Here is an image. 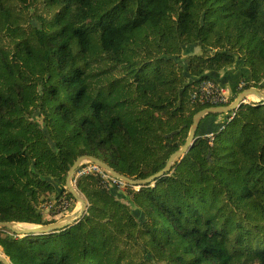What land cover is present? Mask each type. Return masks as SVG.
<instances>
[{
    "label": "trees",
    "instance_id": "trees-1",
    "mask_svg": "<svg viewBox=\"0 0 264 264\" xmlns=\"http://www.w3.org/2000/svg\"><path fill=\"white\" fill-rule=\"evenodd\" d=\"M238 59L224 104L192 100ZM250 86L264 89V0H0V221L71 212L65 177L80 155L146 178L197 111ZM209 115H224L222 129L197 128L153 182L121 190L94 171L75 177L82 163L72 178L85 213L51 233L0 228L1 253L11 264H264V103Z\"/></svg>",
    "mask_w": 264,
    "mask_h": 264
},
{
    "label": "water",
    "instance_id": "water-1",
    "mask_svg": "<svg viewBox=\"0 0 264 264\" xmlns=\"http://www.w3.org/2000/svg\"><path fill=\"white\" fill-rule=\"evenodd\" d=\"M250 96L254 97L255 100L259 102H264V92H261L258 88L254 86H250L238 92L234 97V99L226 105L209 106L197 111L192 117V122L188 129V133L183 145L169 155L164 166L161 169L147 176L146 178L136 179V180L130 179L129 177L123 174L117 173L106 163L90 155H80L76 157V159L73 161L72 165L69 167L66 173L64 187L72 195L75 201L79 203L78 215L77 213H70L69 215L62 217L61 219L55 222H50L46 224H27V223H15L13 221H0V228H6L15 235L25 236L30 234L51 233L59 229H63L64 227L69 226L73 222L77 221L85 213V210L87 208V201L85 197L76 189L73 183L74 181L72 176L76 168L84 162H91L95 164L108 176L117 178L127 185L139 186L153 182L155 179L167 173L171 169L172 165L181 158V156L187 151V149H189V147L197 139L198 135H196V131L202 117L205 114L207 113L226 114L230 111L235 110L241 104L245 103L246 97H250ZM18 225H21L22 227H17ZM0 261L3 264H11L8 261V258H6L1 253V250H0Z\"/></svg>",
    "mask_w": 264,
    "mask_h": 264
},
{
    "label": "built area",
    "instance_id": "built-area-1",
    "mask_svg": "<svg viewBox=\"0 0 264 264\" xmlns=\"http://www.w3.org/2000/svg\"><path fill=\"white\" fill-rule=\"evenodd\" d=\"M241 85H242V83L239 84V87H241ZM229 95H230V97L232 96V94H229ZM229 95L221 87L216 86L212 81L206 80V81H203L199 84V87H198L196 93H193L191 95V97H192V100L197 98L200 102L205 101V102H209L212 104H215V103L224 104L230 98V97L228 98ZM245 103L254 104V103H257V100L250 98L249 100H246ZM232 116H233V112H231L230 116L226 119V121L231 119ZM222 127L223 126L220 125L218 127L219 130H221ZM206 136L212 138L213 133L212 132L207 133ZM84 163H86V162H84ZM90 171H94V172L98 173L100 175V177L103 179L105 184H106L107 180H111L110 181L111 183L117 184V186L121 189H124L125 185H127L117 178H113V177L108 176L98 166H96L93 163L90 165L84 166V167L80 168L79 170H77V172H75V177H78V176L83 175V174H87ZM134 187H136V186H134ZM65 205H66V203H64V202L61 203L62 208H64Z\"/></svg>",
    "mask_w": 264,
    "mask_h": 264
},
{
    "label": "crops",
    "instance_id": "crops-1",
    "mask_svg": "<svg viewBox=\"0 0 264 264\" xmlns=\"http://www.w3.org/2000/svg\"><path fill=\"white\" fill-rule=\"evenodd\" d=\"M197 52V47L193 49V53ZM186 53V52H185ZM184 55V54H183ZM222 55L215 54L214 52L209 57V61H212L215 63L218 61V59ZM245 69L243 67V63L241 60H236L235 63L228 65L224 68H222L219 73L216 72L210 73V71L207 72L210 73L218 82L219 86L226 91L228 94H233V91L235 87L238 84V81L240 79V75L242 72H244ZM263 83V81H262ZM264 91V90H263ZM224 118V115H209L205 118L202 117V120L200 121V124L198 125L199 133L208 132L210 130H213L218 127V125L222 122V119Z\"/></svg>",
    "mask_w": 264,
    "mask_h": 264
},
{
    "label": "rangeland",
    "instance_id": "rangeland-1",
    "mask_svg": "<svg viewBox=\"0 0 264 264\" xmlns=\"http://www.w3.org/2000/svg\"><path fill=\"white\" fill-rule=\"evenodd\" d=\"M261 92H264L263 90L264 89H260V88H258ZM229 95V94H228ZM230 97V95L228 96V98ZM252 98H254V97H252ZM250 99V97H246V100H249ZM255 99V98H254ZM245 100V101H246ZM121 190H124V189H121ZM78 208H79V203L77 202V201H75V203H74V207H73V209L71 210V212H69V213H66L63 217H65V216H67V215H69L70 213H77V215H78ZM44 212H45V209L43 210ZM17 227H22L21 225H18ZM17 236H20V235H17Z\"/></svg>",
    "mask_w": 264,
    "mask_h": 264
},
{
    "label": "bare ground",
    "instance_id": "bare-ground-1",
    "mask_svg": "<svg viewBox=\"0 0 264 264\" xmlns=\"http://www.w3.org/2000/svg\"><path fill=\"white\" fill-rule=\"evenodd\" d=\"M250 98L252 99V97L250 96ZM254 99V98H253Z\"/></svg>",
    "mask_w": 264,
    "mask_h": 264
},
{
    "label": "clouds",
    "instance_id": "clouds-1",
    "mask_svg": "<svg viewBox=\"0 0 264 264\" xmlns=\"http://www.w3.org/2000/svg\"><path fill=\"white\" fill-rule=\"evenodd\" d=\"M257 102H259V101H257ZM262 103H264V102H262Z\"/></svg>",
    "mask_w": 264,
    "mask_h": 264
}]
</instances>
